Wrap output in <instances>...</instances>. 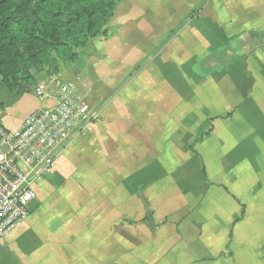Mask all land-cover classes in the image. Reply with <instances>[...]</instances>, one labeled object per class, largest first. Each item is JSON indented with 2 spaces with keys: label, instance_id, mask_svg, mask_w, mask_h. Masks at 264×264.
<instances>
[{
  "label": "crops",
  "instance_id": "1",
  "mask_svg": "<svg viewBox=\"0 0 264 264\" xmlns=\"http://www.w3.org/2000/svg\"><path fill=\"white\" fill-rule=\"evenodd\" d=\"M200 1L122 0L106 37L37 75H87L84 97L108 102L0 264H264V0L209 1L151 57ZM36 89L1 88L0 128L55 104Z\"/></svg>",
  "mask_w": 264,
  "mask_h": 264
},
{
  "label": "trees",
  "instance_id": "2",
  "mask_svg": "<svg viewBox=\"0 0 264 264\" xmlns=\"http://www.w3.org/2000/svg\"><path fill=\"white\" fill-rule=\"evenodd\" d=\"M211 0H201L152 52L157 55ZM122 0H0V90L33 93L37 75L57 76L78 50L108 35ZM140 66L136 74L147 64Z\"/></svg>",
  "mask_w": 264,
  "mask_h": 264
},
{
  "label": "built area",
  "instance_id": "3",
  "mask_svg": "<svg viewBox=\"0 0 264 264\" xmlns=\"http://www.w3.org/2000/svg\"><path fill=\"white\" fill-rule=\"evenodd\" d=\"M81 79L43 83L55 104L25 118L21 128H0V239L20 227L38 198L36 184L54 168L65 148L102 118V108L82 94Z\"/></svg>",
  "mask_w": 264,
  "mask_h": 264
},
{
  "label": "rangeland",
  "instance_id": "4",
  "mask_svg": "<svg viewBox=\"0 0 264 264\" xmlns=\"http://www.w3.org/2000/svg\"><path fill=\"white\" fill-rule=\"evenodd\" d=\"M116 12H117V11H116ZM142 49H143V48H142ZM70 64H71V63H69V65H70ZM74 67H75V66H73V68H74ZM76 68H79L80 70H82V69L84 68V63H79V62H78V64L76 65ZM85 75H86V74H85ZM83 76H84V75H83ZM83 76H81L80 74H77V75L73 76L71 79H74V78H76V77H77V78H80V79H81V83H80V84H81V88H82V87H83V79H82ZM85 77H87V75L84 76V78H85ZM87 79H88V77H87ZM46 83H47V82H46ZM94 97H96V96H94ZM107 102H108V100H105V101H104V100H101V102H100V103H97V104L93 102V103H94V106H95L94 108H102L103 106L106 105ZM101 105H102V106H101ZM97 122H98V121H97ZM97 122H95L94 124H96ZM94 124H93V125H94ZM93 125H91V126H93ZM86 131H87V129H86ZM86 131H85L82 135H84V134L86 133ZM82 135H81V136H82ZM81 136H80V137H81Z\"/></svg>",
  "mask_w": 264,
  "mask_h": 264
}]
</instances>
